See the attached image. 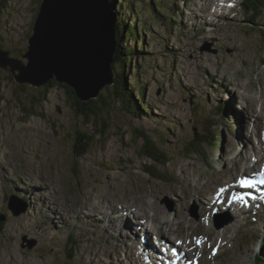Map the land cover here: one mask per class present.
<instances>
[{
  "label": "rangeland",
  "instance_id": "374dc122",
  "mask_svg": "<svg viewBox=\"0 0 264 264\" xmlns=\"http://www.w3.org/2000/svg\"><path fill=\"white\" fill-rule=\"evenodd\" d=\"M140 1L144 0H136ZM227 1L159 0L157 4L162 5L163 2V15L166 17L172 15L175 6L179 10L174 22L182 24V28L179 25L173 29L166 22L163 26L142 6H139L140 14L135 16L126 6V13L122 12L125 20L137 18L151 26V32L141 34L147 40L145 50L129 39L125 40L139 51L126 68L125 77L129 84L140 77V87H146L145 103L150 109L148 116L142 119H136L111 99L109 87L96 99L100 103L102 98L108 99L110 103L103 119L96 116L85 119L77 115L74 101L64 88L52 89L43 100L41 92L44 87L21 85L9 68H0V218L5 219L0 220V264H129L131 260H122V256L135 261L137 258L131 253L129 241L122 240L133 235L145 242L144 237L134 234L143 228L140 223L134 227L130 224L123 210L119 209L120 201L113 198L112 206H115L114 211L123 214V218L112 224V231L108 234L105 233L107 225L96 226L90 214L85 216L82 212L83 204L87 203L93 209L98 210L99 207L100 214L103 202L99 196L112 198L113 193L120 190L160 189L159 204L170 213L172 220L181 223L182 219L190 218L195 223L203 221L213 226L211 211L206 214L208 211L204 213L205 207H202L213 197L206 195L201 201L196 197L188 203L185 202L186 191H193V184L200 183L201 178H219L222 171L227 172L224 180L246 172L256 160L254 147L260 140L264 142V130L258 135V128L251 121V111L242 107L241 102V96L256 94L258 97L260 91L264 92V30H261L264 29V20L247 23L248 19L244 18L245 13L240 8L242 1L238 4L234 0L226 5ZM148 2L147 6L152 0ZM41 3L42 0H0V45L24 64L28 63L24 56L29 49ZM110 4L114 16H118V10L123 9L122 4ZM231 8L234 10L230 11ZM114 71L122 75L121 64L114 63ZM24 86L25 90L22 89ZM225 102L224 109H220ZM217 107L220 114L214 115ZM241 107L252 117L250 122H245L246 126L241 123L245 121ZM26 111H30V115L24 120ZM226 115L230 117L228 123L231 127H225V124L213 127L219 138L214 139L212 145H205L204 154L184 151L183 147L195 140L209 119L218 116L224 120ZM241 126L244 127L241 129ZM138 129L151 135L167 152L169 163L159 164L158 168L166 178L153 177L146 171L151 161L141 154L143 141L137 139ZM78 132L95 137L90 152L81 158L74 155L79 147ZM245 134L248 137L243 140L241 136ZM232 158L236 161L242 159L245 164L250 159L251 163L245 166L246 170L241 165L239 172L231 173ZM261 164L263 168L264 160ZM30 185L38 188L40 200L32 199L28 192ZM168 187L178 189L180 199L168 195ZM45 190L53 191L51 198H55L50 201L51 206L46 199H50V194L44 193ZM146 193L150 196L152 191L147 190ZM45 195L48 197H43ZM56 196L66 199L63 204L70 210L68 215L63 214L68 219H64L60 211L58 215L56 210L50 209L59 203ZM16 201H23L27 206L26 212L19 216L14 215L10 208ZM195 207L198 218L194 214ZM136 212L139 214L138 210ZM248 216L254 220L252 214ZM158 219L164 225L169 223L160 217ZM123 220L128 227L122 223ZM257 221L258 224H253L252 228L256 233L261 232L263 237L264 217H258ZM233 224L234 227L242 226L241 222ZM255 232H251V228L245 230L238 243H234V249L230 240H235L230 237L228 245L232 254L228 253L229 249L220 247L221 241L214 242L221 253L229 254L226 257L229 261H207L206 264H246L247 258L255 257L257 247L264 243L260 236L262 243L254 244L259 242ZM251 234L255 235V242H252L254 236ZM69 235L80 240L73 260L67 254ZM148 238L152 239L149 234ZM196 238L201 237L194 238V245ZM120 240L125 251L118 246ZM173 242L174 247L190 253L176 237ZM146 246L150 247L148 243ZM159 246L160 253H163L162 246ZM214 255L215 252L209 250L207 260L211 261Z\"/></svg>",
  "mask_w": 264,
  "mask_h": 264
},
{
  "label": "water",
  "instance_id": "95a60500",
  "mask_svg": "<svg viewBox=\"0 0 264 264\" xmlns=\"http://www.w3.org/2000/svg\"><path fill=\"white\" fill-rule=\"evenodd\" d=\"M112 12L110 0H42L24 56L28 63L1 50L0 68H9L21 85L42 88L56 80L72 87L82 102L95 100L115 83ZM10 208L16 216L26 211L12 203Z\"/></svg>",
  "mask_w": 264,
  "mask_h": 264
},
{
  "label": "bare ground",
  "instance_id": "6f19581e",
  "mask_svg": "<svg viewBox=\"0 0 264 264\" xmlns=\"http://www.w3.org/2000/svg\"><path fill=\"white\" fill-rule=\"evenodd\" d=\"M203 7H205V6H203ZM112 15L114 16V12H112ZM116 52H117V49H116ZM241 88H243V87H241ZM244 89L245 88H243V90ZM263 94H264V92L260 91L258 93V97L259 98L255 96L256 94H254V95H249V96H246V95L245 96H241L242 101L239 100V101L243 102L242 107H244V108L246 107L247 109H249L251 111L252 115H253V118L249 117L246 114V112L244 111V109L241 107V109H242L241 113L243 114L242 115L243 116L242 119H245V121L242 120L241 123H245V122H248V121L250 122V119L252 118L251 121H253L254 124H255V127L258 128L257 129L258 130L257 131L258 135L264 130V96H262ZM244 126H246V123L244 124ZM244 126H241V129ZM242 137H243V140H244L248 136L245 134V135L241 136V138ZM253 153L256 154L257 159H258V163H257V165L255 167L262 168L261 167L262 166L261 160L262 161L264 160V142H262V140H260L256 144V146L253 149ZM232 159H233V165L231 167V173H232V171L233 172H236V171L239 172L242 163L239 160H238L239 161V163H238L236 160H234V158H232ZM231 164H232V162H231ZM255 167H253L252 169H254ZM226 174H227V172L222 171V172H220L219 178L216 177L217 179L216 178H210L211 176L208 179H204V178L202 179L201 178L200 183H196L195 185L193 184V186L195 187V188H193V191H186L187 195H185V198L187 199V201L185 200V202L189 203L188 200H191L192 198H196V197H198L199 200H200V199L204 198L206 195H212L213 198H214V196H216V195H214L216 190H217L216 187H222V185H224V183H226V179L224 180ZM235 176H236V174L233 176V178L230 177L228 179L229 180V185L234 182V177ZM199 177H201V176H199ZM258 179L262 180V178H258ZM254 180L255 181H253V182H249L247 187H245L243 185L234 186V193L235 194L232 195V196L233 197H243V199L248 203V209L252 208L253 211L256 210L257 213H261L264 210V202H262L260 200H253V199H250V198L242 195L243 193H250V191H253V190H254V193L255 192L258 193V190L261 189V185L262 184L259 185V183L256 180V178H254ZM240 183L241 182H239V184ZM263 183H264V180H263ZM253 186L255 188H257V189H253L252 188ZM29 187H30V190H28V192L30 191V196L32 197V199L34 201L35 200H37V201L40 200L38 198V188L36 186H31V185ZM168 188H169V192H170V194H168V195H170L172 197L175 195V196H177L179 198L178 189L172 188V187L171 188L168 187ZM140 189H141V191L140 190H138V191L120 190V191H117V192H114V193L112 192L113 193V197L111 195L112 198H110L109 195L108 196H103V195L99 196V198L103 202V203H101L102 207H100L102 209L101 213H100V214H103L102 217L95 215V214H98L99 207H98V210L97 209H93L91 207H88L87 203L83 204L82 211L84 212L85 216H86V214H90L89 216L92 217L91 219L94 218V222L97 225H101V226H102V224L107 225V227H105V233L108 234V232L111 233V231H112V227H111L112 224L115 225L117 223V220H122V218H123V214L117 213L116 210L114 211L115 208H114V206H112L113 198L116 199V201H120L119 204L120 203L122 204L121 205V209L123 210V213L127 216V218L130 220V224L134 227V226L138 225V223H140L141 227L143 228L140 231L135 232L134 234L138 235V236H141V237H144L145 244L148 243L149 246H150L148 248L149 252L159 256L160 255V248H159L160 246L159 245H161L162 246L161 249H162L163 254H164L163 257L166 260H168L169 257H170L168 255L169 252H171V253L174 252V254L176 256H178V259L181 257L179 262H178V264H187L188 254L186 253V256H187L186 257L185 254L182 252V250L181 251H177L176 247H174V245H173L174 244V242H173L174 237H176V239L178 241H182V245L185 248L189 249L190 253L195 248L194 247L195 246L194 245V238L195 237H204L205 239L208 240V242L221 241L222 244H221L220 247L221 248H225L226 250L229 249L228 253L230 254L232 249H230L229 245H228V241L230 240L229 238L231 237L233 240H237L244 232V227L238 226V225H235V227H234V224L225 227L224 230H216V229H213V228L209 227L207 224L205 225L203 222H199V223L196 222L195 223L190 218L189 219L184 218V219H182L183 221L181 223H178L176 221V219L172 220L170 218V213L167 210H165V208H163L159 204V199H161L162 190L158 189V191H157V189H147L146 187H141ZM147 190H151L152 191V194L150 196L147 195V193H146ZM45 191L46 192H44V193H49L50 194V199L46 198V197H48L47 195H45L43 197H45L47 199V204L49 206H51L50 205V201H53L55 197L51 198V195H52L51 191L52 190L51 191L50 190H45ZM164 192H166V191L164 190ZM164 192H163V194H165ZM179 193H180V191H179ZM221 194L222 195L216 197L215 200L216 201L221 200L223 202H226V197L227 196H225V192H223ZM217 195H219V194H217ZM253 195H256V194H253ZM56 197H57V199L59 198V203L57 205H55V206H52L50 209H52L53 211L56 210L58 215H59L58 211H60L62 213V217L64 219H68L64 215V214L68 215L67 211L70 210V208L67 205L63 204V202L66 201V199H64L63 197H58V196H56ZM25 198L28 199L30 201V203L32 204V201L27 197V195L25 196ZM179 199L176 198V200H179ZM104 201H107V202H104ZM67 203H69V202H67ZM220 203H222V202H220ZM24 206H25V203L23 201H21V204L18 206V208H22ZM122 206H124V208H122ZM54 207H56V209ZM110 207H112V209H110ZM202 207H205L204 208V213L209 211V208H207V206L205 204L202 205ZM210 208H213V207H210ZM237 209L239 210L237 212V222H239V220H247L250 225H253V224L257 225L258 224V221L252 220V219H248V218L245 217V216H247V217H249V216L246 215V210L244 211L241 208L240 204H239V207H237ZM136 210L139 211V214H137ZM149 210L151 212H149ZM70 212H73V211H70ZM248 213L252 214L250 209L248 210ZM261 216L264 217V215H260V217ZM103 217L104 218L109 217V218H107V220L104 221ZM158 217L162 218L164 222L168 221L169 223H167L165 225L162 224L159 221ZM55 218H57V216H55ZM172 218H174V217H172ZM249 218H251V217H249ZM54 222H57V221H54ZM122 223L125 225V227L127 226V224H126V222L124 220L122 221ZM148 223H150V225H151L150 228H148V226L146 227V224H148ZM255 223H257V224H255ZM241 225H243V222H241ZM231 230L234 231V232H231ZM143 231H147L148 234L152 237V239L150 240L148 238V234H146L147 232L144 233ZM103 236L106 237V235H103ZM153 236H155V237H153ZM132 237H134L135 239H138L136 236L131 235L130 238H132ZM138 240H140V239H138ZM118 242L120 243L121 240L118 241ZM153 246H155L156 250L153 248ZM217 247L220 250V247L219 246H217ZM163 248H165L166 252L164 251ZM110 249H111V252H112V248H110ZM113 251H115V250H113ZM115 253H120V252L118 250H116ZM158 256L157 257L154 256V257L158 258V261H159V257ZM121 259L122 260L128 259V261H129L130 258L121 257ZM181 259L183 260V262L181 261ZM150 261L151 260H149V262ZM139 262L140 261H138V262L130 261L129 264H139ZM120 264H122V263H120Z\"/></svg>",
  "mask_w": 264,
  "mask_h": 264
},
{
  "label": "trees",
  "instance_id": "16d2710c",
  "mask_svg": "<svg viewBox=\"0 0 264 264\" xmlns=\"http://www.w3.org/2000/svg\"><path fill=\"white\" fill-rule=\"evenodd\" d=\"M110 2L113 4V6H116L115 4L119 5L122 4V11L118 10V16L115 17L116 21V32H117V52L115 54V63L121 64L123 67V73L122 75H117L115 73V83L112 87H109L110 89V96L111 99L114 101H117V103H120L123 108H125L130 114H132L136 119H142L144 116H148L149 113V107L147 103H145V88L140 87V77L135 78L132 81V84H129L126 80L125 75L126 68L130 66V61H132V58L134 54L139 53V51L135 47H130L126 39L131 40L134 43H137V45H140L142 49L145 50L147 47V41L145 40V35L142 36V32H151V26L149 22L143 21L140 22L136 17L134 21L127 19L125 20L122 16V12H125L126 6L129 8V13L133 14L134 16L137 14H140L139 6L146 11H148L151 14V17L155 16L157 20L164 19L167 20L168 18L161 14L160 12L157 13L156 8L149 4L147 6V1H140L139 3L136 2V0H110ZM162 7V5H159ZM120 9V8H119ZM175 16V15H174ZM176 17H173V19ZM130 22H132L130 24ZM142 26L144 30L141 29ZM264 35V34H263ZM139 46V47H140ZM2 45H0V50H2ZM125 70V71H124ZM115 72V71H114ZM56 87L64 88L69 95L70 99L74 101V109L77 112L78 116H81L85 119L90 118V116H96L100 118V120L103 119L104 114L108 111V107L110 105L108 99H103L100 101L98 100H91L89 102H82L78 99L75 90L72 87H69L67 85H60L56 82V80H53L49 82L46 86H44V90L42 93V98L45 100V96L48 95V93L55 89ZM142 88V89H141ZM22 89H26V86L22 87ZM108 90V88H107ZM104 100V101H103ZM30 115V111H26L25 120ZM104 123L106 121H103ZM207 122V121H206ZM208 125H206L202 128V132L199 133V136L195 138V140L192 143L187 144L183 147L184 151L189 153H202L204 154L205 145L214 143V139L217 140V132H214L212 129L213 127H216V124H213L211 121L208 120ZM137 131V139H140L143 141L142 147H141V154L142 156L146 157L148 160L151 161L149 167L146 169V171L153 177L159 176L161 179H164L165 173L162 172L159 168V164L166 165L169 163L167 161L168 154L167 152L162 149L156 140L152 138L151 135L147 134L143 130H136ZM104 133L103 131H101ZM79 134V140H78V149L74 151V155L76 158H81L85 155H87L90 152V149L93 145V140L95 139L94 135L87 134V133H80ZM81 147V148H80ZM77 244L76 241H71V244L69 245V252L68 255L71 257V259H74L75 256V248ZM264 255V253H263ZM263 261L260 260V264H264V256L261 257Z\"/></svg>",
  "mask_w": 264,
  "mask_h": 264
},
{
  "label": "snow or ice",
  "instance_id": "6c2138e0",
  "mask_svg": "<svg viewBox=\"0 0 264 264\" xmlns=\"http://www.w3.org/2000/svg\"><path fill=\"white\" fill-rule=\"evenodd\" d=\"M242 183H246V182H242ZM221 191H223V190H221ZM234 199H239V200H243V197H239V198H234Z\"/></svg>",
  "mask_w": 264,
  "mask_h": 264
}]
</instances>
